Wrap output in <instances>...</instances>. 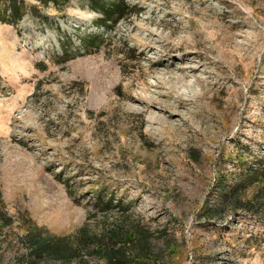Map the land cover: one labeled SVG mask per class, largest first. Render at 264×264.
<instances>
[{"label": "rangeland", "instance_id": "374dc122", "mask_svg": "<svg viewBox=\"0 0 264 264\" xmlns=\"http://www.w3.org/2000/svg\"><path fill=\"white\" fill-rule=\"evenodd\" d=\"M19 1L0 264H264V0H124L112 27L90 0ZM35 227L70 256L33 253Z\"/></svg>", "mask_w": 264, "mask_h": 264}, {"label": "trees", "instance_id": "16d2710c", "mask_svg": "<svg viewBox=\"0 0 264 264\" xmlns=\"http://www.w3.org/2000/svg\"><path fill=\"white\" fill-rule=\"evenodd\" d=\"M46 1V0H45ZM57 1V0H52ZM90 6H92L95 10H97L100 14V21L98 22L99 26L103 27H112L125 13L128 12V6L126 5L124 0H90L89 1ZM25 13V8L23 7V4L19 0H0V20L3 22H8L15 24L21 19L23 14ZM84 42H87L88 44L92 45L95 43V41H89L85 40ZM259 164L264 165V159H260L257 161ZM262 172H264V169H261ZM256 169H253L252 171L248 172L246 175L248 178H252L256 176ZM235 185L240 183H237L238 181H234ZM218 189L220 193L223 194V196L226 198L230 195H234V193L237 191L238 187L230 186L227 187L223 184L218 186ZM238 204H240V199H234ZM208 211H205L206 213L210 214V216L213 215V212L215 210L214 206H208ZM132 235L133 233L130 231L129 233ZM29 243L32 246V252L37 254L38 256H49V255H56L58 257H67L70 256V247H67L64 245L63 238H60L58 236H52L46 232L41 233L40 228L35 227L31 231H26L25 233ZM141 236H143L141 234ZM105 253L107 254L106 258L108 261H113L114 258L117 256L119 258L121 255L119 253H115L114 249L110 248L109 246H106L104 249ZM113 264H115L113 262Z\"/></svg>", "mask_w": 264, "mask_h": 264}, {"label": "bare ground", "instance_id": "6f19581e", "mask_svg": "<svg viewBox=\"0 0 264 264\" xmlns=\"http://www.w3.org/2000/svg\"><path fill=\"white\" fill-rule=\"evenodd\" d=\"M181 77V76H180Z\"/></svg>", "mask_w": 264, "mask_h": 264}]
</instances>
